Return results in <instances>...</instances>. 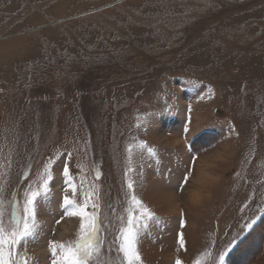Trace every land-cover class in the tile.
<instances>
[{"label":"rangeland","instance_id":"1","mask_svg":"<svg viewBox=\"0 0 264 264\" xmlns=\"http://www.w3.org/2000/svg\"><path fill=\"white\" fill-rule=\"evenodd\" d=\"M46 175L17 264L74 246L62 195L85 194L102 221L89 264H126L128 182L154 214L136 264H264V0H0L6 231Z\"/></svg>","mask_w":264,"mask_h":264},{"label":"snow or ice","instance_id":"2","mask_svg":"<svg viewBox=\"0 0 264 264\" xmlns=\"http://www.w3.org/2000/svg\"><path fill=\"white\" fill-rule=\"evenodd\" d=\"M148 152L154 154L151 147L148 148ZM97 175L99 176V174ZM63 176L65 177L66 188L71 187L72 182L68 180L69 168L67 164L63 168ZM49 179L50 177L46 175V178H44L43 183L38 189L32 190L29 188L24 200L23 215L21 216L19 212L13 214V227L11 231L5 230L3 221L0 219V264H17L13 259L14 254L12 250L25 237L33 233L36 225L37 198L50 191ZM127 189L128 192L125 193V196L131 202V207L128 211L126 223L119 229L113 243L116 244L118 251L123 254L126 264H136L137 261H140L137 249L138 229L141 224L147 228L148 220L153 219L154 214L137 198L132 182L127 183ZM72 190L73 194H75L76 189L73 188ZM81 199L82 202H77L68 195H62V205L65 209L64 214L80 218V236L75 241L74 246H66L63 243L49 241V248L54 256L52 264H60V261H64L66 264H89L93 251H99L103 243L100 236L102 221L98 215L99 202L91 201L90 203V197L87 194L83 195ZM59 222L58 220L57 223ZM247 227L251 228L252 224L249 223ZM179 243L182 248L185 246L182 233L179 234ZM5 246L8 249L7 257L4 251ZM225 254L227 253L221 254V261ZM21 264H27V260L25 259ZM175 264H182V261L177 259ZM196 264H199V262H196Z\"/></svg>","mask_w":264,"mask_h":264},{"label":"trees","instance_id":"3","mask_svg":"<svg viewBox=\"0 0 264 264\" xmlns=\"http://www.w3.org/2000/svg\"><path fill=\"white\" fill-rule=\"evenodd\" d=\"M259 227H260V226L257 225L256 228H255V229L253 228V229L251 230L250 233L252 234L253 231H256ZM251 234H250V235H251ZM248 237H249V236L247 235L246 238H245V241L248 239ZM245 241H244V242H245ZM244 242H243V243H244ZM252 242L255 244V240H254V239L252 240ZM238 246H239V245H238ZM236 248H237V247H236ZM236 248H235V249H236ZM235 251H236V250H235ZM232 252H233V251H232ZM234 254H235V252H234L233 254H231V255L228 257V264H230V263L232 262V259H231V258H232V256H233ZM251 262H252V261H251ZM251 262L248 261V262H246V263H242V264H251ZM236 264H238V262H236Z\"/></svg>","mask_w":264,"mask_h":264}]
</instances>
